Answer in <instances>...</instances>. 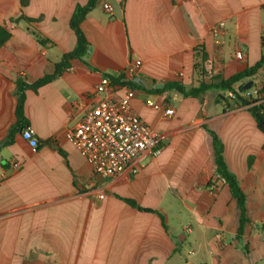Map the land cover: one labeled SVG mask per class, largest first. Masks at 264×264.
Segmentation results:
<instances>
[{
    "label": "crops",
    "instance_id": "1",
    "mask_svg": "<svg viewBox=\"0 0 264 264\" xmlns=\"http://www.w3.org/2000/svg\"><path fill=\"white\" fill-rule=\"evenodd\" d=\"M87 2L28 0L22 7L0 0V23L12 33L0 47V142L16 121L15 79L31 83L54 71L76 45L69 26L75 6ZM21 11L40 17L33 25L49 39L46 46L24 21H10ZM80 28L88 41L83 58L36 92L26 90L36 150L23 139L24 128L0 148V264H264V134L254 117L245 106H227L217 91H156L168 82L195 85L196 46L206 52V70L224 78L255 64L264 49V0H97ZM136 60L137 74L115 82L117 93L145 79L148 88L131 86L130 104L159 138L135 172L103 178L66 132L94 102L101 77L114 82ZM148 97L174 114L148 107ZM209 131L246 196L249 221L240 238V210L216 174Z\"/></svg>",
    "mask_w": 264,
    "mask_h": 264
},
{
    "label": "trees",
    "instance_id": "2",
    "mask_svg": "<svg viewBox=\"0 0 264 264\" xmlns=\"http://www.w3.org/2000/svg\"><path fill=\"white\" fill-rule=\"evenodd\" d=\"M96 2L97 0H88L87 4L85 5H80L78 3L76 4L74 12L69 19V26L74 31L76 36V45L71 51L63 53L60 61L55 63V68L52 73L43 75L31 83L26 82L21 77H17L15 79V88L13 94L16 97V121L9 127L6 138L0 142V148L9 144L12 141L13 135L19 129L28 127V120L24 115L26 90H32L36 92L38 88L60 76L64 70L69 67L70 60L74 58L82 59L85 55L88 41L86 40L80 28V23L89 10L95 6ZM20 3L21 6L24 7L27 5L28 0H20ZM20 20L24 21L30 26V31L35 36L39 45H47L49 39L44 37L33 25L40 20V17L30 18L24 15V13L21 11L17 17L10 18L11 22H17ZM11 36V31L8 30L3 23H0V47L3 46L11 38ZM262 45L264 46V35L262 36ZM193 51V71L195 76V85L186 88L178 82H168L163 88L156 89V91L159 92L174 89L179 91L184 97H199L208 90L217 91L218 97L223 99L227 106H245L254 117L258 129L264 134V79H262V73L264 70V49L259 60L255 64L245 68L240 72H236L227 78H224L219 73H212L211 71L206 70L205 62L207 60V55L203 46H196ZM121 79L122 77L114 80V82H120L121 84L128 83L122 81ZM249 80L253 81L252 85L247 89H242V85ZM130 85L132 87L135 86L134 84ZM251 89H255L257 91V95H246V92ZM229 92L233 95V97L228 95ZM209 134L212 137L214 148L216 174L228 185L230 194L236 200L237 206L240 210L239 225L236 232L237 237L240 238L245 224L249 221L246 216V196L240 187V183L236 175L231 172L226 165L223 156V144L220 138L213 131H209ZM250 162L251 157L248 160V163ZM121 199L141 210L155 211L151 208H143L138 206L132 199L123 197ZM160 217L163 221V216L160 215ZM260 226L264 227V223H261Z\"/></svg>",
    "mask_w": 264,
    "mask_h": 264
},
{
    "label": "built area",
    "instance_id": "3",
    "mask_svg": "<svg viewBox=\"0 0 264 264\" xmlns=\"http://www.w3.org/2000/svg\"><path fill=\"white\" fill-rule=\"evenodd\" d=\"M102 6L111 12L110 4L104 3ZM223 24L220 22V25ZM139 63V60L134 61L118 77L132 81L138 72ZM119 88L120 85L113 82L110 76H102L94 88V102L74 127L66 132V138L83 156L93 173L103 178L115 177L125 171L135 172L143 154L159 138L131 106L130 99L135 95V90L123 85L124 94L119 95ZM249 94L257 95V91L251 89L246 92V95ZM228 95L233 97L230 92ZM145 104L155 110H162L166 116L174 114L172 106L150 97L145 99ZM21 135L35 151L38 141L33 130L26 127ZM12 166L19 169L21 163L14 161ZM98 196L103 198L104 195L100 193Z\"/></svg>",
    "mask_w": 264,
    "mask_h": 264
},
{
    "label": "water",
    "instance_id": "4",
    "mask_svg": "<svg viewBox=\"0 0 264 264\" xmlns=\"http://www.w3.org/2000/svg\"><path fill=\"white\" fill-rule=\"evenodd\" d=\"M144 80H145V79H144ZM144 80L141 79V78H137L136 81H133V83H134V84L143 85V86H145V87L148 88L147 84L145 83L146 81H144ZM124 81H127V79L124 78ZM252 83H253L252 80L247 81L246 83H244V84L242 85V89H247L249 86L252 85ZM150 84H151V86L154 85V83H153L152 81H150ZM151 86H150V87H151Z\"/></svg>",
    "mask_w": 264,
    "mask_h": 264
}]
</instances>
